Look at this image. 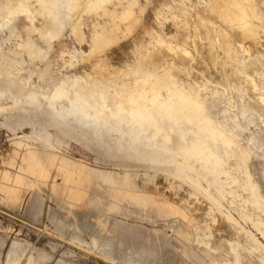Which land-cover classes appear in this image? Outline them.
<instances>
[{
  "label": "rangeland",
  "instance_id": "374dc122",
  "mask_svg": "<svg viewBox=\"0 0 264 264\" xmlns=\"http://www.w3.org/2000/svg\"><path fill=\"white\" fill-rule=\"evenodd\" d=\"M10 1L0 0V264H264V209L247 183L264 204V0L242 1L256 19L245 31L227 15L240 0H109L112 15L72 0L62 26L35 2L4 13ZM100 36L110 39L98 46ZM139 66L166 68L233 136L212 146L216 175L195 161L178 174L179 153L135 150L58 116L80 86L132 85ZM62 85L70 100L51 101ZM181 129L175 151L194 140Z\"/></svg>",
  "mask_w": 264,
  "mask_h": 264
},
{
  "label": "bare ground",
  "instance_id": "6f19581e",
  "mask_svg": "<svg viewBox=\"0 0 264 264\" xmlns=\"http://www.w3.org/2000/svg\"><path fill=\"white\" fill-rule=\"evenodd\" d=\"M18 1L19 3L10 1L11 7H7L3 12L9 15H14L19 11L26 13V10L29 9L28 4L35 2L37 4L34 7L35 15L46 20L47 25L58 22L59 26H62L63 18L67 16V12L75 11L77 8V5H70L72 0ZM108 1L90 0L87 9L98 11L103 9ZM118 1L135 5L133 0ZM242 1L230 3L231 8L227 15L236 26L245 31L249 24H253L252 20L256 19ZM104 12L110 15L114 13L105 8ZM123 14L131 17L133 8ZM49 30V34L55 33L53 30ZM107 39L110 37L100 36L95 39V43L101 46ZM26 49L31 54L35 53L33 46L29 43L26 44ZM132 76L135 79L132 85L128 83L116 85L110 82L96 81L93 85L80 86L75 93L76 97L72 106L65 108L60 105L58 116L74 115L78 120H84L82 121L83 128L88 126L85 125L86 121L89 122L91 124L89 127L97 137L103 136L104 132L105 134L113 131L118 132V141L130 142V147L135 150H145L146 147H149L164 152L179 153L183 157V163L176 169L178 174L183 173L185 169H191L190 162L195 161L202 164L206 174L216 175L222 169L223 157L216 154L212 146L220 143L223 147L231 148L235 143L233 136L213 122L206 112L204 103L192 91L184 90L173 83L171 74L166 68L156 73L151 69L139 66ZM163 90L166 91V98L162 96ZM114 96L119 99L114 100L112 98ZM50 100L53 102L70 100L65 85L57 88ZM109 100L113 103L112 105L108 104ZM76 102H81L87 110L82 114L79 113V109L75 107ZM183 125L194 133V140L189 145L181 146L175 151L170 144L174 135L183 138L181 129ZM35 156L31 153L26 156L25 159L29 161L27 169L31 173L36 169L38 174L43 176L39 170V158ZM241 157V161L244 162L247 159V154L242 152ZM247 183L251 192V202L258 208L264 209V204L260 203L257 198L254 186L250 181Z\"/></svg>",
  "mask_w": 264,
  "mask_h": 264
}]
</instances>
